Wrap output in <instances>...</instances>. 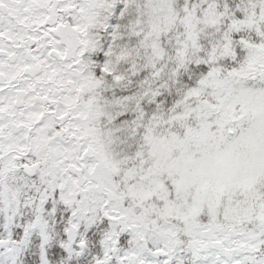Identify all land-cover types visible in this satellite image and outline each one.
Returning a JSON list of instances; mask_svg holds the SVG:
<instances>
[{"label": "snow or ice", "instance_id": "snow-or-ice-1", "mask_svg": "<svg viewBox=\"0 0 264 264\" xmlns=\"http://www.w3.org/2000/svg\"><path fill=\"white\" fill-rule=\"evenodd\" d=\"M0 264H264V0H0Z\"/></svg>", "mask_w": 264, "mask_h": 264}]
</instances>
